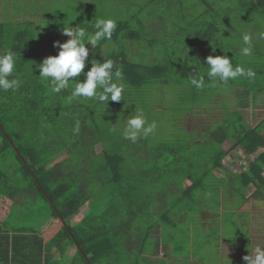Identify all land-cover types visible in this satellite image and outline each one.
<instances>
[{"label": "trees", "instance_id": "obj_1", "mask_svg": "<svg viewBox=\"0 0 264 264\" xmlns=\"http://www.w3.org/2000/svg\"><path fill=\"white\" fill-rule=\"evenodd\" d=\"M179 4L192 6L179 10ZM81 6L75 3L63 11L46 14L44 34L36 32L35 22L19 27L21 24L11 25L0 19V53L11 50L16 54L22 80L15 91L0 90V203L3 198L11 201L8 213H0V264H64L70 252V264H166L167 253L161 251L159 240L151 254L144 255L148 237L174 239L179 224L189 220L181 208L176 209V203L188 205L194 200L193 192L204 190V178L217 175L215 170H225L230 187L225 193L232 205L237 195L248 203L264 199V111L247 112L252 104L263 103L260 96L264 95V68L257 74L240 52L245 33L253 36L264 29V0H167L165 7L156 0L155 9L143 10L140 6L139 14L118 19L111 41H102L95 48L86 45L90 56L85 72L91 67L90 61L106 59L113 60L123 71V99L110 100L108 104L91 99L70 100V90L52 93L49 82L40 78L36 68L47 56L58 54L54 41L63 43L69 38L63 34L64 27L94 31L92 25L103 18L102 14L93 12L80 19L86 11ZM143 12L149 17L153 13L159 17L171 13L172 17L165 21L182 27L179 30L175 26L170 31L179 36L176 41L182 46L163 50L164 61L149 63L145 53L142 61L129 60L136 54L130 55L131 43L135 50L143 44L144 52L159 46L152 37L154 28L149 29L148 19L140 15ZM256 39L253 50L264 54V39L259 35ZM110 42L115 46L102 54ZM193 42L195 46L201 43L203 53L198 49L192 52L196 48ZM209 55H227L234 67L252 69L255 78L238 77L240 81L229 80L227 84L208 80L202 88L203 95L189 81L199 77L201 58ZM79 79L83 81L84 76ZM173 85L177 92L180 85L186 86V95L179 92L177 102L169 101L167 109L171 107L175 113L154 133L133 142L124 138L123 131L113 128L124 113L133 110L132 102L136 103L135 109L139 105L143 110L147 108L142 101L144 95L149 93L159 102L164 89L161 87ZM224 88L230 97L237 96L232 105L222 101L217 111H210L206 127L209 131H204L203 141L214 145L196 149V132L184 124L191 120L188 113L195 111L194 104L208 99L213 104L215 93ZM228 142L233 144L225 150L222 146ZM240 146L249 153L262 151L245 169L236 172L224 160ZM236 179L242 181L241 188L236 186ZM247 186L251 188L243 193ZM86 204L87 211L81 213ZM205 207L201 215L211 212ZM239 208L234 211L245 209L243 204ZM58 224L56 232L47 237ZM216 235L213 231L210 238ZM216 240L223 243L221 235Z\"/></svg>", "mask_w": 264, "mask_h": 264}, {"label": "rangeland", "instance_id": "obj_2", "mask_svg": "<svg viewBox=\"0 0 264 264\" xmlns=\"http://www.w3.org/2000/svg\"><path fill=\"white\" fill-rule=\"evenodd\" d=\"M78 1L82 2V0ZM86 1L88 2L89 0ZM184 1L187 3H192V0ZM75 2H77V0H72L71 3L67 0L65 4L74 6ZM80 2L79 4L77 3L79 7L81 6ZM160 4H164V7L167 6V0H160ZM179 5L181 8L179 10H185L184 7L186 5L189 6H186V8H190L192 6V4L191 6L190 4H184L183 6L182 4ZM140 6L143 7V10L155 9L156 0H93L91 4L88 5L87 3H85V5L81 6V8L86 11L84 12L83 16H80V19L86 17L87 14L99 12L100 14H102L103 18H112L117 22L118 19H126V17L137 13L138 10H140ZM60 8H58V10ZM70 8L72 7H68V9ZM88 8L92 10H89ZM62 9H66V6L62 7ZM62 9L61 11H63ZM31 12L32 3L30 2V0H0V19H3L6 23H9L11 25L18 23L21 24V26L19 27H24L26 24L32 21V19L30 18ZM46 12H53L50 3L47 5ZM199 12L200 11H198V13ZM260 20L263 22V19L260 18ZM44 27V18L38 19L36 32L38 34H44ZM262 32H264V29L259 30L256 34H254L255 36L253 35L254 43H258L256 38ZM109 46H115V44L112 42L108 43L107 46L103 48L102 54H104L103 51L107 53L110 50ZM138 47L139 50L136 51L135 58H130L129 60H133L135 62L142 61L145 53L148 54L147 60L150 61L149 63H154L158 60V58H156L154 55H158L161 57L163 55L162 51H155L150 49L147 52H144L143 49L145 48V46L143 44ZM134 53L135 51L133 53L132 51H130V55H133ZM177 54L180 57L179 53ZM262 55L264 54L253 50L252 55L246 56V60L251 62L253 69L257 74H259V70L264 68V60L262 58ZM262 70V75H264V69ZM237 81L240 80L237 79ZM251 85L253 86L256 84L252 83ZM172 87H174V85L169 86V88L168 86H163L161 88L164 89H162L161 92L167 90L170 92H174L175 89H172ZM153 94L155 95L156 92H154ZM230 94L231 93L229 92L226 95V98L223 96L222 101L231 104V102H233L235 99L233 97H230ZM152 100L153 104L150 103ZM262 100L264 101V98ZM142 101L146 103V105L144 106L147 107H144L143 115L146 118L147 124H153L155 121V131L159 124L157 123V120L151 121L150 117H152L153 119L159 118L161 120L166 119L167 121H169V117L173 116V114L175 113V111L171 109V107L169 110L167 109V107L170 106L169 101L175 103L178 101V98H170V95H163L158 100L159 104H157V106L156 99L142 98ZM135 104V102H132L133 110L131 108V112L124 113L125 115L120 118L118 124L115 125L114 123V129L123 131L127 125V119L130 116L136 115L137 113H142L140 109H135ZM258 108L264 109V104L262 105V107ZM249 109H255L254 111L258 110H256L255 107L251 108V106L249 107ZM156 112H158V115H155ZM155 133L159 134V132ZM165 137V135L161 136V138ZM153 138L156 137L152 136V139ZM193 138L196 141V143L194 144L196 149V146H201L204 148V146L211 147L214 145V143H198V138ZM232 144V142H228L223 144L222 147H224L225 149H229ZM100 147L101 145L97 146L96 149L100 150ZM226 161L229 162V159H226L225 162ZM245 162L246 160L244 162H241L240 160L235 161L234 163L229 162V167L233 171L239 172L245 169ZM215 171H217V175L211 174L204 178V190L197 189L196 192H193L194 200L192 199L191 202L188 203V205L182 202L176 203V209L178 210L181 208L184 214H187L189 216V220L185 219L184 222L180 223L181 225L179 224L174 239L163 241L162 235L149 236L147 242L148 247L144 251V255L151 254L154 245L156 244L157 240H159L162 249L161 251L163 253H167L168 262L166 264H245L243 257L247 255L249 251H254L258 246L264 248V199H253L250 203H248L244 202L240 195L236 196V193H234V197L236 196L234 198L236 203L235 205H232L229 202L232 201V199L230 197H227L225 193H228L230 191V187L226 183L227 176L224 175L225 170L221 169V171ZM189 182L191 183L192 181L189 180ZM235 182L237 183L236 186L238 188L242 187V181L240 179H236ZM249 188H251V186H247L246 188H244L245 190L243 191V193L246 192V189L249 190ZM197 197L200 198L199 201ZM239 204H243V208L245 209L243 210V212L236 213L234 210H238ZM204 205H206L205 208L212 213L206 211L205 213H203V215H201V209ZM10 206L11 201L7 198H3L0 203V213H8ZM241 206L239 210L242 209ZM84 207L85 208L82 209L81 213L87 211V204ZM238 214L241 215V219L239 218ZM204 224L206 226H204ZM211 224H214V226H212ZM58 228L59 224L57 226H54L49 231L47 237H51ZM213 231H216L218 235L222 236V244L218 243L219 241L216 240L218 238V235H216L212 239L210 238ZM163 253H161V256ZM69 254H67L66 256L67 264H70L71 256ZM126 254L127 251L125 252V256ZM129 260L130 258L128 259V261Z\"/></svg>", "mask_w": 264, "mask_h": 264}, {"label": "clouds", "instance_id": "obj_3", "mask_svg": "<svg viewBox=\"0 0 264 264\" xmlns=\"http://www.w3.org/2000/svg\"><path fill=\"white\" fill-rule=\"evenodd\" d=\"M92 27L94 29L92 33H89L86 27H64L63 34L69 38L63 43L54 41V47L59 48L58 54L47 56L36 65V68L39 69L40 78L49 82L52 93L70 90V100L91 99L102 104H108L110 100L119 102L123 99L125 85L120 83L123 79V71L114 65L113 60L90 61V69L87 72L84 71L90 56V50L86 45L90 44L92 48H95L102 41H111L117 22L112 18H100ZM259 38L264 39V32L259 34ZM242 43L241 54L252 55V34L245 33L242 36ZM205 65L202 72L214 83L219 81L227 84L229 80H235L238 77L255 78V72L252 69L246 70L239 65L234 67L227 55H209L205 59ZM28 70L31 72L33 66H30ZM81 75L84 76L83 81L79 79ZM21 83L16 54L11 50L0 53V90L15 91ZM190 83L197 89L205 86L203 75L198 79H191ZM155 127L154 123L147 124L143 113H137L127 119L123 136L135 142L139 137H147L153 133ZM243 260L245 264H264V248L258 246L254 251H249Z\"/></svg>", "mask_w": 264, "mask_h": 264}, {"label": "crops", "instance_id": "obj_4", "mask_svg": "<svg viewBox=\"0 0 264 264\" xmlns=\"http://www.w3.org/2000/svg\"><path fill=\"white\" fill-rule=\"evenodd\" d=\"M66 1L67 0H54V1L53 0H30V2L32 3V12L30 14V18L32 19L31 22H35V24L37 26V20L41 19V18L43 19L46 16V14H48L46 12V9H47V5L49 3L52 6V11L57 12V11H61L62 7L67 6L65 4ZM71 1L72 0H68V2H70V3H71ZM92 1L93 0H89L87 2L85 0V3H87L89 5L92 3ZM79 2L80 1L77 0V2H75V3L79 4ZM80 3H84V0H82V2H80ZM58 8H60V9L58 10ZM49 13H52V12H49ZM137 14H139V13H137ZM164 14H165L164 17L163 16L159 17L156 15V13H153L151 17H149L148 15H150V14H147L146 12H143L140 14L142 16L144 15L145 18L148 19L147 24H146L148 26V28L149 29L154 28V33H153L152 37H155V39H156L155 41L159 44V46L158 45L155 46V48H154L155 51H162V52H163V50H165V51L166 50H172L173 51V50H176V48H177L176 45H178L180 47L182 46L181 42L176 41L179 39V38H177L179 36L176 37L175 35H173V33H170V31L175 29V26H177L178 29L181 30L182 29L181 25L179 23H174V22H172L171 25L168 24V22L165 21V18H167L170 15L172 17V14L171 13H164ZM175 17H179V16L175 15ZM157 27H159V28H157ZM191 44H193V46L196 47V48H192V52L196 51L198 49V51L203 53V50H205L203 48V46H199L201 43L196 44V46L194 45V42ZM134 45H135L134 43H131L129 46V51H132V53L134 51H137V50H135ZM179 48H178V50H179ZM131 56H133V55H131ZM154 56L161 61H164V59L166 58V55H164L163 57L158 56V55H154ZM191 57H192V55H191ZM198 66L200 67V69H202L206 66L204 57L201 58V61H200ZM201 75H203V77H204V82H207L208 80H210V79H206L207 75L204 72H201L199 77ZM199 77H197V79ZM178 88L180 90L179 92L183 96L186 95V92H187L186 86L180 85ZM244 88H246V87H244ZM201 90H202L203 95H204L205 92L203 91V89H201ZM226 91H227V88H224L223 91L215 93L216 98H215L213 104H212V102L210 103V101H209L210 99H208L207 100L208 102H206V103H201V104L198 103V105L194 104L195 111L193 113H188L190 115L191 120L189 123H184V124H186V129H188L189 131L195 130L194 132H196V133H194V136L198 138V141H197L198 143L203 141L204 138L206 139L204 131H206V132L209 131V129L206 128V127H209V123L207 122L208 118L210 116L209 113H210V111L212 112V110L217 111L220 108L219 104L222 105L223 96L226 98V95L228 93ZM179 92H177V91L170 92L168 90L162 91V92H160V94H159L160 96H158V99H160V97L163 95H165V96L170 95V98H179V94H180ZM249 92L252 93L251 91H249ZM236 96L237 95H235V96L231 95V97H236ZM153 97L151 95H149V93H148L146 96L144 95L143 99H145V98H151L152 99ZM188 97H191V96L188 95ZM260 97L263 99L264 95H261ZM201 98L203 99L204 96L200 97V99ZM185 99H187V98H185ZM217 100H220V101H217ZM190 102H191V100H190ZM157 104H159V102H156V106H157ZM216 105L218 107L216 109H214L213 106H216ZM231 105H232V103H231ZM262 105H253L252 104L251 108L255 107L256 110L258 109L257 112H262V111H264V109L258 108V107H262ZM139 107L140 106H138L137 108L139 109ZM140 110L143 111L142 109H140ZM254 110L255 109H253V110L247 109V112L250 111V113H252V111H254ZM157 111H160V110H157ZM155 115H158V112H156ZM186 115H187V113L185 115H183L182 118L183 119H185V117L187 118ZM154 120H156V119H154ZM159 121L160 122L157 121V123L159 125H163V124L165 125L167 123V121L165 119H162V120L159 119ZM206 134H207L208 138L210 140H212L211 137L209 136L210 133H206ZM203 143H205V142L203 141ZM206 143H209V142H206ZM225 150H228V148ZM261 151H262V149H258L255 154L249 153L243 147L240 146V147H236L234 150H232L231 154L227 158H225V160L230 159V158L233 162L238 161V160H240L241 162H244L246 160L245 165H247L249 163V161L254 160V158L257 156V154L260 153ZM225 160H224V162H225ZM225 163L227 164V161ZM71 258H72V256H71ZM64 264H67L66 259L64 260Z\"/></svg>", "mask_w": 264, "mask_h": 264}, {"label": "built area", "instance_id": "obj_5", "mask_svg": "<svg viewBox=\"0 0 264 264\" xmlns=\"http://www.w3.org/2000/svg\"><path fill=\"white\" fill-rule=\"evenodd\" d=\"M229 162L234 163V162L231 160V158L229 159ZM229 162L227 161V164H226V165L230 166V163H229Z\"/></svg>", "mask_w": 264, "mask_h": 264}]
</instances>
